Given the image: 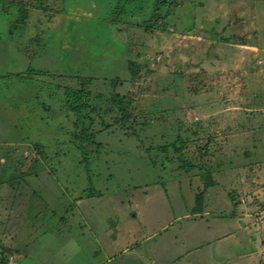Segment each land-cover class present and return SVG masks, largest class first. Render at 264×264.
I'll use <instances>...</instances> for the list:
<instances>
[{
  "label": "rangeland",
  "instance_id": "1",
  "mask_svg": "<svg viewBox=\"0 0 264 264\" xmlns=\"http://www.w3.org/2000/svg\"><path fill=\"white\" fill-rule=\"evenodd\" d=\"M206 172L264 255V0H0V264L103 263L79 202L163 227Z\"/></svg>",
  "mask_w": 264,
  "mask_h": 264
},
{
  "label": "crops",
  "instance_id": "2",
  "mask_svg": "<svg viewBox=\"0 0 264 264\" xmlns=\"http://www.w3.org/2000/svg\"><path fill=\"white\" fill-rule=\"evenodd\" d=\"M217 186L215 182L213 187L206 190L201 211H195L193 203L191 205L189 203V207L186 205L185 212L178 215L169 225L153 228L149 226L146 219H141V228L132 227V224L136 223L135 219H132L135 217L128 218L129 212L127 211L123 214L126 217H122L121 213L115 218L114 227L105 225L103 228L100 226V221L96 220V215L94 216V210L91 208L93 206L90 207L91 209L88 208L93 210L88 214L86 207L99 199L97 197L88 198L79 202L78 206V211L82 213L86 225L82 232L85 231V235L92 236V239L94 238L99 243L108 241L104 245L105 251L109 252L108 258L100 264H264L260 241L254 232L259 228L254 227L255 230H253L251 215L242 212V209L233 212L231 201L224 196V193L218 191ZM185 190L186 186L183 190L179 187L173 190L168 198L163 196L162 199L176 206L179 198L183 200ZM158 194L160 193L147 196L143 198L144 200L137 202L143 206L142 203L156 198L154 196ZM191 195L194 197L192 191ZM239 201L240 203L245 202L242 198ZM138 203L136 207L139 206ZM121 204L125 203L121 202ZM129 204H125V209L130 206ZM143 213L139 208V214ZM126 218L127 220H124ZM125 224L128 226L125 227ZM166 232H169L168 236H171L165 238L168 243H164V239L155 240L156 237ZM153 239L155 244L159 245H154L152 249L144 246V241ZM161 243L165 248L163 250L166 251L164 256L160 253L163 252Z\"/></svg>",
  "mask_w": 264,
  "mask_h": 264
},
{
  "label": "trees",
  "instance_id": "3",
  "mask_svg": "<svg viewBox=\"0 0 264 264\" xmlns=\"http://www.w3.org/2000/svg\"><path fill=\"white\" fill-rule=\"evenodd\" d=\"M9 75V73H8ZM201 180L203 181L204 184V188L203 190L197 195L196 197V205L194 207L195 210H202L203 207V202H204V195L207 189H209L210 187H213L215 185V181L212 177V174L209 172H206L204 174L201 175Z\"/></svg>",
  "mask_w": 264,
  "mask_h": 264
}]
</instances>
